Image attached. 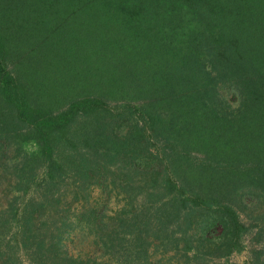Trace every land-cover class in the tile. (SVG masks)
<instances>
[{
  "label": "trees",
  "instance_id": "16d2710c",
  "mask_svg": "<svg viewBox=\"0 0 264 264\" xmlns=\"http://www.w3.org/2000/svg\"><path fill=\"white\" fill-rule=\"evenodd\" d=\"M260 203L264 0H0V264H264Z\"/></svg>",
  "mask_w": 264,
  "mask_h": 264
},
{
  "label": "rangeland",
  "instance_id": "374dc122",
  "mask_svg": "<svg viewBox=\"0 0 264 264\" xmlns=\"http://www.w3.org/2000/svg\"><path fill=\"white\" fill-rule=\"evenodd\" d=\"M57 8L62 10L63 6L58 5ZM41 9H43L42 5H34L27 10H23L22 15L19 17V21L21 22V25L31 27L34 23L35 17L37 15L42 14V12L40 11ZM66 9H70V7L67 5ZM31 30L33 31L34 29H31ZM52 32H53V35L51 36V39H52V42L55 44L58 42L59 44L63 43L69 46L73 41L79 43V37L73 34L72 27L70 25L68 26V28H66V25L63 24L61 25L60 30L55 28ZM24 151L27 153L37 152V146L34 143H26L24 145ZM263 209H264V205L261 203L255 204V206L250 205V207L242 214L243 222L246 223L247 225H251L253 221L255 222L258 218H260L258 216L259 212L262 211V213H264ZM252 230H253V233H255L256 228L253 227ZM248 238H250V241L254 240V235L252 234V232ZM248 245L250 247L253 246L251 242ZM248 255L249 253L247 249V251L244 250L240 253L233 254L229 258L228 261L223 260L220 263L227 264V262H230V263H235V264H244L248 260Z\"/></svg>",
  "mask_w": 264,
  "mask_h": 264
},
{
  "label": "clouds",
  "instance_id": "9594fccd",
  "mask_svg": "<svg viewBox=\"0 0 264 264\" xmlns=\"http://www.w3.org/2000/svg\"><path fill=\"white\" fill-rule=\"evenodd\" d=\"M79 253H80V249L77 248L76 250H74L73 255H74V256H78Z\"/></svg>",
  "mask_w": 264,
  "mask_h": 264
}]
</instances>
